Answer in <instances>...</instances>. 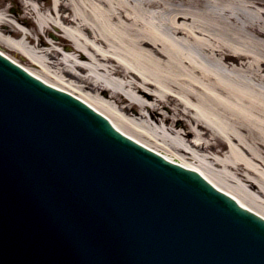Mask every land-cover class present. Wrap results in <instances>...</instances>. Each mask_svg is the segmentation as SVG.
<instances>
[{
    "label": "bare ground",
    "instance_id": "6f19581e",
    "mask_svg": "<svg viewBox=\"0 0 264 264\" xmlns=\"http://www.w3.org/2000/svg\"><path fill=\"white\" fill-rule=\"evenodd\" d=\"M5 1L3 55L264 218V0Z\"/></svg>",
    "mask_w": 264,
    "mask_h": 264
},
{
    "label": "water",
    "instance_id": "95a60500",
    "mask_svg": "<svg viewBox=\"0 0 264 264\" xmlns=\"http://www.w3.org/2000/svg\"><path fill=\"white\" fill-rule=\"evenodd\" d=\"M0 264H264V221L0 56Z\"/></svg>",
    "mask_w": 264,
    "mask_h": 264
},
{
    "label": "rangeland",
    "instance_id": "374dc122",
    "mask_svg": "<svg viewBox=\"0 0 264 264\" xmlns=\"http://www.w3.org/2000/svg\"><path fill=\"white\" fill-rule=\"evenodd\" d=\"M23 1H27V0H23ZM41 1V0H40ZM6 2V4H7V8H8V10H9V12L11 13V14H16V13H18V14H20L21 16L22 15H24V14H26V10H23V11H18V2L16 1V0H6L5 1ZM15 8V9H14ZM45 17H46V19L45 20H50V18L48 17V11L47 10H45ZM32 18V20L34 19L33 17H31ZM12 21V20H11ZM12 22H14V21H12ZM47 26L49 27V29H48V32L47 33H45V34H43L42 35V38H43V40L45 41V42H47V44H49V43H52V42H54V41H57L58 42V37L60 36V34L58 33V29L56 28V26H51V25H49V24H47ZM23 27V26H22ZM24 28V30L25 31H27L28 32V29L27 28H25V27H23ZM64 45H61V44H58V46L57 45H55V47L60 51V52H68V53H70V52H72V51H70L69 49H67L66 47H63ZM68 46V45H67ZM79 60H84V59H80L79 58ZM109 89H111V87H109V86H107ZM140 94V93H139ZM143 94H145V95H142V94H140L141 96H142V99L144 100V101H146V102H150V93H146V92H143ZM161 113L162 111L161 110H158L157 111V113ZM173 124V126H175V127H177V128H181L180 127V119H179V121H178V119H175L174 120V122L172 123ZM161 140V139H160ZM161 142H162V140H161ZM180 157H181V155H179ZM205 169V168H204ZM218 180H220V182H222V180L223 181H225L224 179H222L221 178V175H219V177H218ZM233 189H234V187H232ZM250 206H254V207H258L255 203L253 204V203H251V205ZM259 209H261L260 207H258ZM263 212H264V210L263 209H261Z\"/></svg>",
    "mask_w": 264,
    "mask_h": 264
}]
</instances>
